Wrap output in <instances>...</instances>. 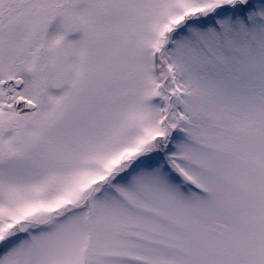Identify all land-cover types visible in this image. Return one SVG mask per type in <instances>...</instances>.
<instances>
[{
  "label": "snow or ice",
  "instance_id": "6c2138e0",
  "mask_svg": "<svg viewBox=\"0 0 264 264\" xmlns=\"http://www.w3.org/2000/svg\"><path fill=\"white\" fill-rule=\"evenodd\" d=\"M0 264H264V0H0Z\"/></svg>",
  "mask_w": 264,
  "mask_h": 264
}]
</instances>
